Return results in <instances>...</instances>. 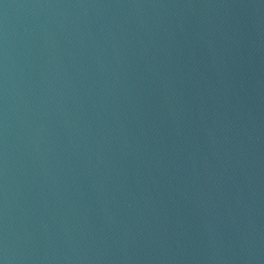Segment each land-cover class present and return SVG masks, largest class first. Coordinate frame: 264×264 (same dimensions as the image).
I'll use <instances>...</instances> for the list:
<instances>
[{
    "label": "water",
    "instance_id": "obj_1",
    "mask_svg": "<svg viewBox=\"0 0 264 264\" xmlns=\"http://www.w3.org/2000/svg\"><path fill=\"white\" fill-rule=\"evenodd\" d=\"M0 264H264V0H0Z\"/></svg>",
    "mask_w": 264,
    "mask_h": 264
}]
</instances>
